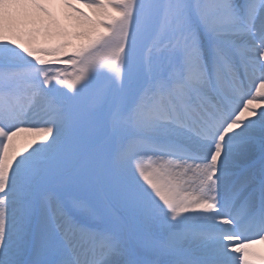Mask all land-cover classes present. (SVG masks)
<instances>
[{
	"label": "snow or ice",
	"instance_id": "6c2138e0",
	"mask_svg": "<svg viewBox=\"0 0 264 264\" xmlns=\"http://www.w3.org/2000/svg\"><path fill=\"white\" fill-rule=\"evenodd\" d=\"M0 264H264V0H0Z\"/></svg>",
	"mask_w": 264,
	"mask_h": 264
}]
</instances>
